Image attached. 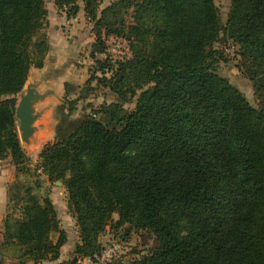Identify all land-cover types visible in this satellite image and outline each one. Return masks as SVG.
I'll use <instances>...</instances> for the list:
<instances>
[{"label": "trees", "instance_id": "16d2710c", "mask_svg": "<svg viewBox=\"0 0 264 264\" xmlns=\"http://www.w3.org/2000/svg\"><path fill=\"white\" fill-rule=\"evenodd\" d=\"M100 2L82 0L96 30L91 56L104 52L103 34L125 38L130 56L96 57L101 76L72 102L93 80L114 98L78 119L72 105L57 106L62 119L31 170L16 94L49 50L46 0H0V159L9 154L17 174L32 179L8 188L0 264L60 256L66 233L50 198L33 191L41 174L62 181L78 231L71 257L56 264L97 262L106 227L126 241L132 231L154 236L131 264H264V0H230L223 28L214 0H115L99 10ZM54 6L67 17L81 8L78 0ZM221 35L237 46L260 108L216 71ZM64 89L63 99L76 87Z\"/></svg>", "mask_w": 264, "mask_h": 264}, {"label": "rangeland", "instance_id": "374dc122", "mask_svg": "<svg viewBox=\"0 0 264 264\" xmlns=\"http://www.w3.org/2000/svg\"><path fill=\"white\" fill-rule=\"evenodd\" d=\"M115 0H101L99 4V10H102L106 6H108L111 2ZM215 4L218 8L219 12V18L220 22L222 24V28L224 27V24L227 19V14L230 7V0H214ZM79 5L82 6V0H78ZM48 13L56 11V7L54 6V0H46L45 4ZM58 11V10H57ZM127 21H130V16L126 17ZM84 25H87L90 27L94 35V41H96V30L93 29V23L89 22L88 19L85 20L83 18ZM89 22V23H88ZM48 25V23H47ZM47 26L44 29V32H46ZM95 30V32H94ZM104 35V34H103ZM103 35H101V40L103 39ZM121 37V36H119ZM84 42V41H83ZM104 44H106V39ZM121 46H123V50L125 47L129 46L128 42L125 38L121 37L120 41ZM108 45V43H107ZM214 49L217 50L218 60L215 64V69L218 72L219 75L224 76L227 78L232 84H234L246 97L248 102L255 108H260L261 103L258 95L255 93V89L253 87L252 81L249 79V77L246 75V72L242 69L240 66V56L238 54V49L235 44L232 43L229 39H226L225 36L221 35L217 42L214 43ZM87 47V46H86ZM106 47V46H105ZM105 51V50H104ZM122 54L124 51H122ZM48 52V51H47ZM90 47L86 48L84 53H80L78 59L79 61H76L74 59L73 61L76 64H82L87 66V72L89 77L92 76H101L99 72L95 74V58L104 59V54L100 53L97 56L92 57ZM106 58H111L113 61L123 58H128L130 56V50L125 53L124 55H120L117 50H112L109 53H106ZM91 85L93 86V89L89 91V95L85 98H81L79 100H75L72 102L76 96L70 95L68 98H65L61 100V103L59 106L64 107V110L68 109L70 105H72V108L74 109L71 114V118L78 119L81 118L84 114L89 113L92 111L93 108L98 107L102 102H110L113 100L114 96L110 91L107 90V88H104L102 86H99L96 84V80H93ZM26 86V83H25ZM25 86L23 89L19 92H25ZM83 88V87H82ZM140 91H136V95ZM19 93L16 94V103L19 97ZM69 100H71V104H69ZM136 97L131 98L128 102L125 103V108L132 109L135 105ZM54 117L56 120V124L54 126V135L55 130L57 127L58 121L62 119V116L58 114L57 112H54ZM16 132L18 134L19 138V131H18V120L16 119ZM54 137V136H53ZM33 138H35V132L30 136L29 142L24 143L20 142L21 148L24 151L26 157H27V164L26 166L33 170L37 168L38 165V154L41 150V147L43 146L44 142H34ZM53 140V139H52ZM51 140V141H52ZM40 171V170H39ZM0 172H9V176L11 181L9 182L8 188L10 185L15 183L17 180L24 181L29 180L31 183L32 179L30 176L25 177V175L17 174V171L15 169V166L11 160V156L7 154L4 158L0 159ZM17 175V176H16ZM41 185L39 188H33V191L40 197L44 198L45 196H50V200L53 203V206L56 208V215L59 221L61 222L60 227H64L67 230H69V233L71 235H77V226L75 223V219H73L72 214L69 211L68 204H67V195L66 191L64 189V185L62 184V181L58 180V182H49L47 178L41 174ZM52 197V199H51ZM114 218H116V215H114ZM63 228V229H64ZM109 229V227H106ZM107 229L103 233H105ZM137 238L132 241V251L135 254H138V256L141 255V252L143 254H146L149 252V250L154 246L155 240L154 236L147 232V231H139L137 232ZM129 240V239H128ZM103 245V244H102ZM92 261V260H91ZM93 262V261H92ZM99 263V262H98Z\"/></svg>", "mask_w": 264, "mask_h": 264}, {"label": "crops", "instance_id": "0c3cea01", "mask_svg": "<svg viewBox=\"0 0 264 264\" xmlns=\"http://www.w3.org/2000/svg\"><path fill=\"white\" fill-rule=\"evenodd\" d=\"M83 18H85L83 6L74 17H67L64 12H58L57 10L48 13V25L45 33L49 41V50L45 55L43 66L41 68L31 67L26 80V84H33L37 92L44 94V98L34 104V110L38 113V117L34 122V142L41 141L44 142V145L53 139L56 124L53 115L55 108L59 106L65 96L64 84L74 85L76 90L71 95L76 96L89 79L87 66L74 62V59L79 57L80 53H84L86 48L90 47L91 50L94 41L92 29L83 24ZM76 61L79 60L76 59ZM10 181L9 172H0V242L3 236V219L7 213L8 185ZM73 219L75 218L73 217ZM60 224L59 221V226ZM60 228L63 229L64 227ZM106 229L107 231L99 237L102 244L114 238V234L110 229ZM63 230L66 233V242L60 248L59 258L56 261H45L44 264H56L71 257L74 245L79 239L78 234L71 235L66 228ZM137 232L132 231L129 234L128 242L131 245L132 241L137 238ZM2 262L4 264H17L16 260L7 256L2 257ZM77 264L102 263L92 262L89 258H80Z\"/></svg>", "mask_w": 264, "mask_h": 264}, {"label": "built area", "instance_id": "2783aa9c", "mask_svg": "<svg viewBox=\"0 0 264 264\" xmlns=\"http://www.w3.org/2000/svg\"><path fill=\"white\" fill-rule=\"evenodd\" d=\"M105 39L106 47L105 51L102 53L104 54V57L107 56L106 53H109L112 50H117L120 55H124L129 51V46L125 47L123 50V46L120 44L121 37L117 35L103 36L104 42ZM120 49L124 51L123 54ZM137 255L138 254H135L132 251L131 244L128 241L113 238L103 244L102 251L97 257V262L102 264H131L132 260L137 258Z\"/></svg>", "mask_w": 264, "mask_h": 264}, {"label": "water", "instance_id": "95a60500", "mask_svg": "<svg viewBox=\"0 0 264 264\" xmlns=\"http://www.w3.org/2000/svg\"><path fill=\"white\" fill-rule=\"evenodd\" d=\"M43 98L44 94L37 92L33 84L30 83L26 84L25 92L19 93L15 106V118L18 120L20 142L28 143L30 136L35 131L34 122L38 113L34 110V104Z\"/></svg>", "mask_w": 264, "mask_h": 264}]
</instances>
